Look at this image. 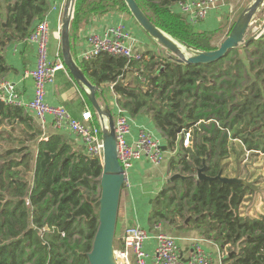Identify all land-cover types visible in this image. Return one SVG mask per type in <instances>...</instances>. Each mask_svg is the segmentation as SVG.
<instances>
[{"label": "trees", "instance_id": "1", "mask_svg": "<svg viewBox=\"0 0 264 264\" xmlns=\"http://www.w3.org/2000/svg\"><path fill=\"white\" fill-rule=\"evenodd\" d=\"M136 1L173 38L202 52L218 49L214 41L223 29L197 31L172 10L185 0ZM49 10L47 0H0V81L9 72L3 50L26 40ZM114 11L132 17L123 0H77L72 22V52L86 77L103 91L97 98L104 97L106 89L113 91L129 115L152 121L172 153L182 134L191 133V146H180L168 167L169 173L187 179L167 182L152 199L150 227L182 231L188 220L205 240L218 245L224 264H264V216L242 213L260 190L253 183L197 179L204 160L207 176L216 178L222 172L228 177L236 153L233 141L240 142L243 154L264 155V38L206 66H182L154 51L132 64L105 53L91 61L78 59L75 41L81 26L91 16ZM66 73L67 88L78 89L99 126L91 103L67 68ZM0 127L20 133L4 137L0 132V140L9 143L0 155V264H89L87 254L98 228L101 160L57 131L41 140L43 132L33 117L2 102ZM231 177L241 178V171ZM115 248L123 249V241H115Z\"/></svg>", "mask_w": 264, "mask_h": 264}, {"label": "built area", "instance_id": "2", "mask_svg": "<svg viewBox=\"0 0 264 264\" xmlns=\"http://www.w3.org/2000/svg\"><path fill=\"white\" fill-rule=\"evenodd\" d=\"M224 0H185L173 5L172 10L181 15L186 22L196 27L204 21L211 12L217 10ZM53 11L61 12L64 1L47 0ZM50 13V10L49 12ZM47 13V14H48ZM46 14V15H47ZM46 17V16H45ZM251 31V33H250ZM249 31V37L255 40L264 38V21L261 24L253 23ZM50 25L47 18L38 21L30 36L24 41L36 48L37 64L29 71V76L34 82V96L26 100L17 91L15 85L8 81H0V102L7 105L22 108L30 114L38 123L41 130L47 125L50 117L53 127L58 132H67L79 139L83 145L84 152L92 158H99L103 163L104 144L102 130L94 125L93 113L86 108L76 117L63 105H50L47 102L48 88L55 85L57 75L65 71L64 63L58 53L51 57L49 53ZM89 48L82 54L81 60L91 61L100 54H109L114 57L125 58L129 63L143 60V53L135 52L133 44L136 42L133 34L125 23H118L108 26L102 33L90 36ZM66 72V71H65ZM145 82L144 78H141ZM115 133L117 139V152L119 162L124 170V187H132L131 172L134 166L141 162H147L153 167H160L164 162L165 152L163 146L165 138L160 133L156 135L151 129L142 125L139 127L137 139L130 143L128 137L132 128L136 125V119L123 110L116 102L114 107ZM41 140L47 141V136ZM180 146L189 148L191 146V133L186 132L180 138ZM169 173L168 181L171 178ZM154 232L135 227L126 231L123 237V249L114 250V257L117 264H184L178 241L175 237L162 232L159 226L154 227ZM154 239L156 250L153 256L145 249V243ZM203 240H196L192 244V257L187 264H213V257L202 246Z\"/></svg>", "mask_w": 264, "mask_h": 264}, {"label": "crops", "instance_id": "3", "mask_svg": "<svg viewBox=\"0 0 264 264\" xmlns=\"http://www.w3.org/2000/svg\"><path fill=\"white\" fill-rule=\"evenodd\" d=\"M253 1L254 0H250V3ZM233 10L234 8L232 4H225L223 1L222 5L217 10L211 12L210 15L204 21L194 27V29L200 32L212 33L222 29L225 30L226 28V35L234 22ZM45 18L48 19L50 25V33L52 35L51 44L53 46V50L51 49L52 51L50 52V56L53 58L61 51V8L60 11L55 12L51 7L50 13H48ZM263 21L264 9L257 15L254 21V25L256 23L261 24V22ZM122 22L127 25L129 31L133 34V37L136 40V42L133 44L135 52L145 53L148 51H154L160 54V51L158 50V44L149 39V37L145 33H143L142 29L138 27L139 25H137L130 16L114 11L103 16H91L87 20V22L81 26L80 31L77 35V39L75 41V51L77 58L81 59L82 54L88 50V40L91 35L102 33L108 26ZM24 41L12 42L8 44L3 50V57L6 61V66L9 68V72L3 76L1 81H8L13 83L17 91H19L26 100H31L34 96V82L30 78L28 73L36 67L37 54L35 46ZM62 72L67 74L65 71H61L58 73V78L56 79L55 85L48 88L47 102L50 105L54 106L63 105L68 108L73 115L78 117L81 112H77L76 101L78 100L80 104L81 101L76 97V95L78 94L81 98L80 92L76 87L71 89H68L67 87L63 88L60 81L61 76H64ZM106 90L104 91V94L106 93ZM108 94H110V96L112 97L111 102L115 107L116 97L113 94V91L109 92ZM98 100L103 107H111L109 106V100L105 98V96H100ZM86 108L88 107L86 106L84 110ZM136 121V125L132 128L131 135L128 137L130 143L134 142L137 139L139 127H141L142 125L148 127L156 135L159 136L160 132L156 129L149 118L139 117L136 119ZM36 124L38 125L37 122ZM54 131L56 130L53 127V121L50 117H48L47 125L45 126L44 130H42L43 135L48 136V134H52L54 133ZM59 134L66 136V138L72 144H74L75 147L83 149V145L81 144L79 139L75 138L67 132H59ZM164 145H166V143ZM163 166L157 168L149 165L147 162H141L136 164L132 169V187L124 188L122 191L117 223L116 241H122L126 233L125 231L131 229V227H140L154 232V228L152 229L150 227L148 220L151 213L152 199L168 182L167 178L169 177V165L168 167ZM254 197L256 198L253 200V202L249 201L246 203L252 204L248 209V215L264 216V205L263 203L258 201L259 199H261V195H259V197ZM160 228L162 232H165L177 239L184 264H187L192 257V244L198 239L204 241L202 242V246L208 253L212 255L213 264H224L225 256L222 255V252L220 251L218 245L212 241L205 240L197 230L193 229L188 224H186V229L182 231L167 227ZM144 249L149 255L153 256L156 250L155 240H148L145 243Z\"/></svg>", "mask_w": 264, "mask_h": 264}, {"label": "water", "instance_id": "4", "mask_svg": "<svg viewBox=\"0 0 264 264\" xmlns=\"http://www.w3.org/2000/svg\"><path fill=\"white\" fill-rule=\"evenodd\" d=\"M133 19L139 27L161 48L172 54L174 60L182 66L212 65L226 58L228 54L242 46L249 47L255 42V37H249V31L257 17L264 9V0H254L240 14L229 35L224 39L217 50L211 52L198 51L173 38L156 26L136 0H123ZM77 0H65L60 26L61 53L64 66L73 77L77 87L86 95L91 103L100 124L104 144L103 172L99 181L100 199L98 203V228L95 234L92 249L87 254L89 264H117L114 257L117 223L122 191L124 187V170L118 159L115 121L110 107H103L97 95L103 91L93 85L79 67L71 45V28L75 15ZM132 64V62L130 63ZM122 74V72L120 73ZM163 151L168 152L164 145ZM207 164L203 161V168L198 171V181L220 180L234 185L249 183L240 177H226L221 172L216 178L206 175ZM177 179H187L181 175H174L168 183ZM189 221H186L188 224Z\"/></svg>", "mask_w": 264, "mask_h": 264}, {"label": "rangeland", "instance_id": "5", "mask_svg": "<svg viewBox=\"0 0 264 264\" xmlns=\"http://www.w3.org/2000/svg\"><path fill=\"white\" fill-rule=\"evenodd\" d=\"M63 1L65 2V0H62V2ZM224 3L225 4L229 3V4L233 5V8H234L233 15H234V22H235V19L237 21L240 14L250 4V0H239V1H237V0H224ZM131 18L133 19V17H131ZM135 23H136V21H135ZM224 31L226 33V28ZM227 31H228V29H227ZM143 33H144V31H143ZM225 33L223 32V33L218 34L216 40L214 41V45L219 47L222 44V42L226 38ZM250 33H251V31H250ZM51 42H52V35L50 33L49 53L53 50V46H52ZM240 48H244V46H242ZM250 49H253V48H250ZM158 50L160 51V54L164 58L170 59L172 57V54H170L165 49L161 48L159 45H158ZM60 56H61V52H60ZM62 62H63V59H62ZM243 62L248 67L249 60L245 57V55H243ZM65 71H66V68H65ZM57 78H58V76H57ZM60 81H61L63 88H66L67 82H68L66 75L61 76ZM109 92H111V91L107 89L104 96H105V98H107L109 100V106H111L110 108H111L112 115H113L114 121H115V117L117 114L114 110V104L111 102L112 97L110 96V94H108ZM79 100L81 101V104L77 100L76 101V108H77V112L79 111V113H80L84 110L85 105L83 103V100L80 97H79ZM146 118H148V117H146ZM5 129L7 130V132H5L6 131ZM0 132L5 134V135H3L4 137L6 136V133H9V132L12 135H14V137H20V133L18 131H12L9 128L0 127ZM0 138H3V137H0ZM34 143L35 142H32V143L30 142L29 145L32 146V148H34ZM232 143H233V148L235 149L236 153L235 152L232 153V156L230 158V164H229V168H228V177H231L233 172L241 171V178L246 180L248 183H253L255 185V187L261 191L260 192L261 194L258 193L257 197H259V195H261V199H259L258 201L263 203V205H264V155L263 154L250 153L247 151H245V153L243 154V151H242L243 149L241 148L240 142L239 141H233ZM8 144L9 143L4 142V139L0 140V155L5 152ZM179 151H181L180 146H178V149L175 153H172L170 151L166 152L164 155V162H163L162 166L164 165L163 167H168L170 159L172 157H176L177 153ZM172 176H174V175L172 174L171 177ZM224 176H226V175H224ZM161 184H163V183H161ZM99 192L101 193V190ZM255 198L256 197L251 198L250 201L253 202V200ZM251 205L252 204H244V206L242 208V213L248 214V209L251 207ZM97 210H98V207H97Z\"/></svg>", "mask_w": 264, "mask_h": 264}]
</instances>
